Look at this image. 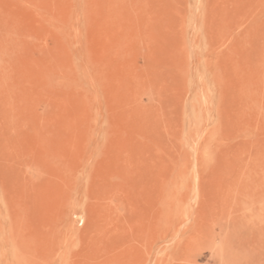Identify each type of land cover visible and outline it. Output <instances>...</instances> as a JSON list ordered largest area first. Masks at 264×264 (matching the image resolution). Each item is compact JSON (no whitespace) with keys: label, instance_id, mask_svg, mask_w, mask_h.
<instances>
[{"label":"rangeland","instance_id":"1","mask_svg":"<svg viewBox=\"0 0 264 264\" xmlns=\"http://www.w3.org/2000/svg\"><path fill=\"white\" fill-rule=\"evenodd\" d=\"M0 264H264V0H0Z\"/></svg>","mask_w":264,"mask_h":264}]
</instances>
